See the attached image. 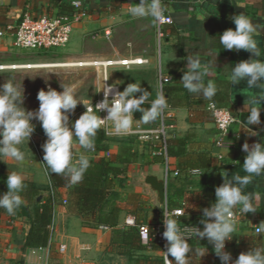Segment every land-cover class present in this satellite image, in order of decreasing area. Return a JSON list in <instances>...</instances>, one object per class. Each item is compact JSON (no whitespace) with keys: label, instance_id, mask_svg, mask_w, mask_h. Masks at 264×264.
I'll return each instance as SVG.
<instances>
[{"label":"crops","instance_id":"obj_1","mask_svg":"<svg viewBox=\"0 0 264 264\" xmlns=\"http://www.w3.org/2000/svg\"><path fill=\"white\" fill-rule=\"evenodd\" d=\"M73 1L76 0H0V27L15 25L18 18L25 13L35 17L60 12L70 13L73 10ZM139 2L140 0H81V7L87 12V16L74 24L71 37L73 35L75 38L77 33L95 28L100 32L109 30L111 34L118 22L130 16L127 9ZM162 2L165 15L170 16L172 22L162 27V37L158 38L156 24L150 18V30L155 33L156 45L146 53L131 52L118 57L146 59L145 63L136 64L140 66L156 64L158 93L160 91L158 73L161 71L163 75L171 77L165 86L168 92V108L165 112L167 122L171 123L168 130V147L171 153L168 155L169 175L165 201L167 204L168 194H171L172 207L195 208L190 219H183L187 216L186 212L183 218L176 217L183 235L195 237L196 228L201 230L204 227L201 223V220L206 219L203 216V209L211 207L214 203L211 194H205L204 190H215L220 186L223 183L224 172L228 173V179L236 175L244 176L246 173L243 170V162L247 153L242 151V145L248 143L251 146L255 142H264V102L261 103V123L249 125V128L258 135H250L246 123L249 115L247 102L264 92V88L249 89L245 81L234 85L230 80L231 69L235 64L249 59L251 54L245 50H226L219 42V36L225 30L235 29L232 20L235 15L244 14L255 24L264 26V0H162ZM255 39L264 53V32L257 34ZM6 49H14L7 34L0 37V52ZM193 53L200 54L205 62L211 59L212 54L216 57L215 68L202 77L205 83L213 82L217 86V94L211 101L192 96L181 84L182 75L187 70V56ZM3 55L6 53H1L0 57ZM98 59L107 61L105 58ZM258 59L264 62V56ZM3 60L0 58V62L3 63ZM0 65L4 66L0 70H6V64ZM108 66L111 65L105 67L107 79ZM99 68L103 74V67ZM1 72L3 73L0 75L5 77L6 71ZM112 84L117 85L121 91L119 84ZM209 103L227 108L235 117L223 145H217L215 142L217 129L212 112L208 109ZM101 130L104 138L100 143H105L110 136H115L107 134L111 130V125ZM96 146L98 148V144ZM20 148L25 152L24 161L18 165L7 160L0 161V174L8 176L13 171L28 173L29 178L25 182L40 188L41 195L38 197L41 198L47 194V190L43 188L48 184L43 160L32 157L26 142L20 145ZM150 148L147 142L130 133L120 136L114 149L105 145L96 152L121 165H127L129 186L123 191L126 194L140 196L139 205L142 209L137 216H140V222L147 224L158 221L162 210L157 209L151 197L142 193L141 188L133 184V177L140 170L164 168L162 157ZM81 154L87 157L91 155L77 146L74 158L78 159ZM194 169L200 170L202 173L200 177L193 173ZM174 170L178 171L177 175L173 174ZM202 180L206 184H202ZM244 191L264 198V176L253 177L252 183L246 186ZM52 193L55 199L52 206L50 236L43 247H23L29 220L20 209L14 215H8L4 209L0 210V264H144L139 261L143 256L150 258L152 262L158 261L159 264H163L162 250L150 247L130 249L127 245L114 243L112 228L106 230L98 228L91 217L80 215L73 210L68 187L52 189ZM176 193H180L185 199H181L180 195L174 196ZM20 195L27 203V189H23ZM259 206H264V199L257 202V207ZM234 211H239V206ZM127 216H133L136 220V215L124 208L119 214L117 228L122 230L131 228L125 225ZM262 222L264 219H260L256 212L246 214L240 212L236 218L237 230L233 234L236 243L227 241L225 251L238 256L252 247L264 246V233L258 234L255 231V226H260ZM141 237L144 239V236ZM60 246H63L62 249Z\"/></svg>","mask_w":264,"mask_h":264},{"label":"clouds","instance_id":"obj_2","mask_svg":"<svg viewBox=\"0 0 264 264\" xmlns=\"http://www.w3.org/2000/svg\"><path fill=\"white\" fill-rule=\"evenodd\" d=\"M81 0H76L75 6L80 7ZM127 14L133 18H151L157 27L167 18L162 0H140L135 6L127 9ZM205 18V17H204ZM235 29H227L219 36L220 45L226 50H245L251 54L247 60H242L231 69L230 80L232 84H240L245 81L249 89L264 88V62L258 59L264 56L258 46L255 36L264 32V26L255 24L244 14L232 17ZM252 57H257L254 59ZM216 57L203 61L200 54L187 56V70L181 79L183 87L194 97H202L211 101L217 94V86L213 82L205 83L203 75L215 68ZM106 79L103 80L106 81ZM99 91H103V99L94 107L90 100H82L78 97L75 86H61L58 92L51 87L47 91L40 90L37 93L39 107L37 110H25L23 103V88L13 80L0 85V161H10L12 164H20L25 159V152L20 145L28 142L34 132L35 125L31 122L38 120L47 137L42 145L43 160L49 173L65 176L70 184H77L84 178L85 172L90 167L89 158L83 154L74 160L77 146L86 151H94V139L98 130L111 125L108 135L125 136L133 131L134 123L149 124L155 122L168 108L167 99L163 87L157 98L151 102L148 108L143 105L148 100L149 93L141 88L140 83H129L123 91L116 90L115 84L105 85ZM120 82H116L118 84ZM98 91V92H99ZM140 93L137 97L135 94ZM111 97V99H109ZM264 102V92L251 98L247 104L249 115L247 128L250 135H258L252 131L249 125H259L261 103ZM83 104L85 111L74 122L70 123V114H73L77 105ZM106 111L103 118L99 112ZM141 113L140 120H134L135 113ZM228 121H225L227 124ZM221 124V128L225 126ZM243 128V127H242ZM148 140L149 136L141 137ZM242 151L247 155L243 162L244 176L236 175L228 179V173L224 172L223 183L215 188L216 202L209 208L203 209L201 220L203 230L196 228V236L207 239L213 245V251L221 261V264H264V246L252 247L247 252H242L233 260L229 252L225 251V242L232 239L237 230L234 210L239 206L243 214L255 212L259 195H253L244 191L245 187L252 183L253 177L264 176V142H255L251 146L248 143L242 145ZM194 174L200 173L199 169L193 170ZM26 172H10L6 184L7 192L0 195V208L8 215H14L24 204L20 193L28 179ZM165 230L162 233L166 240L164 264H190V253L193 249L185 238L177 220L170 215L164 216ZM129 224L133 221L129 220ZM257 233H264V222L260 223ZM144 239H149V229H145ZM203 256L206 248L196 250ZM171 256L172 260L169 259Z\"/></svg>","mask_w":264,"mask_h":264},{"label":"rangeland","instance_id":"obj_3","mask_svg":"<svg viewBox=\"0 0 264 264\" xmlns=\"http://www.w3.org/2000/svg\"><path fill=\"white\" fill-rule=\"evenodd\" d=\"M151 19L149 18H133L129 16L127 19L118 22L111 34L105 35L104 31L92 29L85 32L77 33V37H71L67 45L62 48H54L49 51H37L29 49H6L1 50V53H6L0 57L4 59L6 65L19 64H43L56 63L64 65L53 66H36V67H16L6 68V76L0 77V85L13 80L16 84L22 85L23 88V103L22 107L25 110L35 111L39 107L37 93L40 90L47 91L49 87L56 91H62L61 86H75L77 95L82 100L93 101L99 95V89L102 87L101 80L103 78L99 66L93 65H78L79 62H87L92 60H107L118 61L121 59H130L132 57H118L122 54L146 53L156 45V36L154 31H151ZM131 42L132 44H130ZM157 47V46H156ZM156 47L154 50H156ZM6 58V59H5ZM66 64V65H65ZM156 64H145L143 66L136 64L123 65L121 63L113 64L107 67L108 81L118 83L120 90L129 83H140L141 88L149 93L148 100L143 105L148 108L152 101L157 98L158 85L156 75ZM99 91V92H98ZM137 97L140 93L135 94ZM85 111L83 104H78L74 113L70 114V123L79 118ZM141 113L134 114V120H140ZM35 125L34 132L31 134L26 146L28 152L36 160H43L42 145L47 137L38 120L31 121ZM159 122L144 124L134 123L133 127L140 125L144 128H153ZM120 136H110L105 143H100L95 146L94 151H86L90 154L97 152V149L103 148L105 145L112 146L118 144ZM150 145V144H149ZM151 146V145H150ZM151 150L154 149L152 146Z\"/></svg>","mask_w":264,"mask_h":264},{"label":"trees","instance_id":"obj_4","mask_svg":"<svg viewBox=\"0 0 264 264\" xmlns=\"http://www.w3.org/2000/svg\"><path fill=\"white\" fill-rule=\"evenodd\" d=\"M171 79V77H170ZM167 82L162 84L164 95L168 102ZM160 121V118H159ZM159 123V122H158ZM104 138L102 130H98L97 135L94 139L95 146L99 144ZM169 139H166V152L169 155L168 144ZM90 161V167L85 172L84 178L81 182L73 185L70 184L68 179L63 175L55 173H49L46 167V162L43 160V165L48 177V184L43 190H47V194L43 195L37 200V197L41 195L40 188H37L31 183L25 182L24 189H27L28 197L27 203L19 208L21 213L26 216L29 220V229L26 234L23 247L24 248H36L43 247L47 244L50 236V224L52 221V206L54 202V195L51 192L52 189L58 187H68L71 194V204L73 210L80 215L89 216L93 219L95 225H108L112 228L113 242L127 245L130 249H143L150 247L153 249L166 250L161 244L157 243L154 238V226L149 225V239L144 241L135 227H131L128 230H122L116 227L120 212L126 208L132 214L136 215V221L140 222V216L137 213L141 211L140 207V196L137 194H126L124 189L129 186V173L126 164H120L117 161L106 158L97 154L96 152L88 156ZM75 160V158H74ZM45 163V164H44ZM7 175L0 174V195L7 192ZM202 184H206L205 181H201ZM169 185V182H168ZM170 187V186H169ZM204 190V193L211 194L214 203L216 202L215 190L212 189ZM22 193V192H21ZM20 193V194H21ZM175 194L174 196H179ZM173 195L168 194L167 207L169 209L175 208L171 205V197ZM181 196V195H180ZM23 199V198H22ZM181 199L185 197L181 196ZM24 200V199H23ZM2 208H0L1 210ZM183 213L176 217L184 216L185 212L187 216L183 219H190L195 211V208H182ZM237 212V211H236ZM240 212V211H239ZM260 219H264V206L257 207L255 211ZM203 230V228L201 229ZM190 247L193 249L190 253V264H219L221 261L213 251V245L208 243L207 239H198L195 237H185ZM260 239V238H259ZM231 241L236 243L235 236L233 235ZM227 242V241H226ZM225 242V243H226ZM206 248L207 251L203 256L197 254L198 249ZM232 256L237 258L238 256ZM169 259L172 260L171 256ZM140 263L144 264H159L152 262L148 257H141ZM163 261V259H162Z\"/></svg>","mask_w":264,"mask_h":264},{"label":"built area","instance_id":"obj_5","mask_svg":"<svg viewBox=\"0 0 264 264\" xmlns=\"http://www.w3.org/2000/svg\"><path fill=\"white\" fill-rule=\"evenodd\" d=\"M75 3L76 1L72 2L73 10L70 13L60 12L56 14H43L37 17L25 13L18 18L15 25L0 27V37L5 36L6 34L9 35V37L11 38V46L17 49L49 51L54 48H62L69 43L74 24L81 22L87 16V12L81 7V3H80V7H76ZM165 16L167 19L164 22H162L159 27L156 26V33L158 38L162 37L163 34L162 27L165 24L172 22L170 16L168 15ZM109 33H110L109 30H104L105 35H109ZM145 62L146 59L139 57L133 59H121L118 61L92 60L87 62H79L78 64L102 66L104 69L102 74L103 75L102 82H103V80L107 78L106 70H105V67L107 65H113L117 63H121L123 65H128L131 63L142 64ZM3 67H4L3 65H0V69H3ZM169 80L170 78L166 75H163L161 71L158 73L160 90L162 84ZM103 83L105 85L112 84L108 81V79ZM116 90L119 91V87L117 85H116ZM102 99H103V91L101 90L99 92V95L90 103L94 107ZM109 99H111V97H109ZM208 109L212 112L214 123L217 129V138L215 142L217 145H223L224 138L228 133L230 125L234 122L235 117L227 108L217 106L214 103H209ZM98 115L101 116V118H103L107 115V113L106 111H102L99 112ZM167 119L168 117L166 115V112L164 111V113L160 117L159 123L155 127L144 128L138 125L136 127H133V131L131 132L135 134V136L139 138V140L150 144L154 148L155 153L162 157L165 168V182H167L169 175V160H168L169 157L166 152V139L168 138L169 135L168 130L171 127V123H168ZM225 121H228V123L225 124ZM221 124H225V126L221 128L220 126ZM144 135H148L149 139L143 140L141 137ZM172 172L174 175L178 174L177 170H174ZM63 201L66 202V200ZM182 213H183L182 207L169 209L165 204V207L161 212V216L159 220L153 223L155 229L154 238L156 242L161 244L164 248L166 246V240L162 236V233L165 230L163 223L165 219L164 216L170 215L172 217V216L181 215ZM234 213L236 219L239 216L240 212L234 211ZM129 220L133 221V223L129 224L128 223ZM125 225L135 227L141 236H144L145 229L147 228L149 229V225L147 223L137 222L133 216H127L125 218ZM96 227L104 230L111 229V227L108 225H97ZM258 227L259 226H255L256 232ZM62 247L63 246H60L61 249ZM163 264H164V253H163Z\"/></svg>","mask_w":264,"mask_h":264},{"label":"water","instance_id":"obj_6","mask_svg":"<svg viewBox=\"0 0 264 264\" xmlns=\"http://www.w3.org/2000/svg\"><path fill=\"white\" fill-rule=\"evenodd\" d=\"M133 184L141 188L142 193L151 197L153 205L163 210L166 204V182L164 168L140 170L133 177ZM40 197L37 198V200Z\"/></svg>","mask_w":264,"mask_h":264},{"label":"bare ground","instance_id":"obj_7","mask_svg":"<svg viewBox=\"0 0 264 264\" xmlns=\"http://www.w3.org/2000/svg\"><path fill=\"white\" fill-rule=\"evenodd\" d=\"M100 61V60H99ZM78 64V63H77ZM53 65H64V64H56V63H43V64H22V65H6V68L10 67V68H16V67H36V66H41V67H45V66H53ZM66 65V64H65ZM79 65V64H78Z\"/></svg>","mask_w":264,"mask_h":264}]
</instances>
